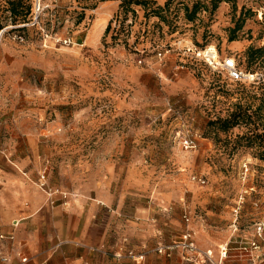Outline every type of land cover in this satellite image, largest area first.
<instances>
[{"label": "rangeland", "instance_id": "1", "mask_svg": "<svg viewBox=\"0 0 264 264\" xmlns=\"http://www.w3.org/2000/svg\"><path fill=\"white\" fill-rule=\"evenodd\" d=\"M104 1L40 0L32 26L35 0L16 24L0 0V173L13 166L6 156L46 151L52 182L92 199L107 195L109 203L96 201L95 218L110 242L88 264H210L202 256L188 261L176 247L158 252L187 230L214 261L227 244L224 264H264V235L248 261L235 256L264 222V162L249 149L230 152L245 128L219 133L207 126L235 104L254 108L264 86L231 82L182 50L191 40L216 45L246 72H263L264 54L248 66L245 50L264 46V0L221 2L214 10L212 0H111L124 1L121 18L127 11L116 36L102 34L116 16L101 9ZM195 3L200 8L188 21L185 9ZM238 25L236 40L246 47L231 50L227 39ZM163 47L159 60L154 54ZM33 136L41 143L27 140ZM183 136L193 137L195 148H184Z\"/></svg>", "mask_w": 264, "mask_h": 264}, {"label": "crops", "instance_id": "2", "mask_svg": "<svg viewBox=\"0 0 264 264\" xmlns=\"http://www.w3.org/2000/svg\"><path fill=\"white\" fill-rule=\"evenodd\" d=\"M117 8L118 4L111 0L104 1L101 6L109 11L110 17ZM228 45L231 50L246 47L237 40ZM27 140L39 141L36 136ZM48 158L46 151L34 149L12 158L6 156L5 161L13 162V166L0 173V234L12 236V239L0 240V254L8 258L7 262L0 260V264H88V258L101 256L110 242L108 236L111 234L104 231L101 221L95 218L100 208L96 201L109 203L107 195L99 192L92 199L87 197L86 191L74 193L64 183L52 182ZM39 176L44 178L38 179ZM37 180L40 184L44 182V187ZM54 189L65 192L66 198L60 192L49 195ZM126 230L130 235V226ZM241 245L246 243H239L235 249L240 261L247 258L238 250ZM113 249L114 253L118 252V243ZM21 257L27 260L21 262Z\"/></svg>", "mask_w": 264, "mask_h": 264}, {"label": "built area", "instance_id": "3", "mask_svg": "<svg viewBox=\"0 0 264 264\" xmlns=\"http://www.w3.org/2000/svg\"><path fill=\"white\" fill-rule=\"evenodd\" d=\"M43 4H41L40 0H35V7H34V17L32 18V21L30 22V25H36L38 23V14L43 10ZM22 39V37H19ZM62 42L64 44H70L71 40L70 39H63ZM181 41H177L174 44H179ZM182 50L184 51L185 55L192 59L193 61H199L204 64L207 68L220 72L226 76V78L234 83H259L262 82L264 83V71L263 72H246L242 67H240L236 62V59L232 55H225L221 56L218 52V49L216 48V45H205L203 47H197L192 41L189 42V44L182 46ZM145 50H142L141 53H144ZM168 48L163 47V49H159L156 51L154 56L157 59H161L162 57L165 56L167 53ZM144 60L143 58L140 57L139 62ZM182 142V145L184 148H189L193 149L196 146V142L193 137L191 136H186L182 139H180ZM249 169L246 165H243V169L241 171V176L242 179H245L246 176L248 175ZM41 179L44 178V176L40 177ZM192 180L204 184L205 180L201 176H192ZM45 183H41L40 186L44 187ZM60 192L58 189H54L53 192L49 191V195L52 193H58ZM63 198H66V193L65 192H60ZM236 212V211H235ZM183 218L185 221H189V217L187 214H183ZM235 222V221H234ZM264 235V222L259 221L254 224V238L249 241V243H246V245H241L238 247V250L240 254L243 255H252L254 252L260 250V245L257 242L258 238H262ZM12 239V236H4L0 234V240L1 239ZM195 240L192 239V234L187 230L184 232L181 236V240L175 244L174 246H167V247H160L158 248L159 253H166L169 250H172L174 247L179 248L183 253H187L190 256H186V260L191 261L194 258L197 260V256H202L205 258L207 262L210 264H224V260L227 257V244H225L219 254V259L218 261H214L213 259V254L211 250H206V251H198L197 246L194 242ZM129 254H132V252H129ZM117 257H119V254H116ZM21 262H25L27 260L26 257H21ZM0 260L2 262H7L8 258L6 256H3L0 254Z\"/></svg>", "mask_w": 264, "mask_h": 264}, {"label": "trees", "instance_id": "4", "mask_svg": "<svg viewBox=\"0 0 264 264\" xmlns=\"http://www.w3.org/2000/svg\"><path fill=\"white\" fill-rule=\"evenodd\" d=\"M7 5L5 10L8 11L9 17L11 19L10 22L16 24L17 20H25L30 13L31 5L28 2L29 0H4ZM27 1L28 4L25 2ZM212 10L216 9L218 4L221 2L232 3L234 4L235 0H212ZM124 1L118 4V8H122ZM128 3H132L134 5H144L145 2L141 0H129ZM145 7V6H144ZM200 8L199 3L193 4L192 8L189 10L187 7L185 9V18L188 21H192ZM160 10V9H159ZM158 10V11H159ZM131 13L134 15V9L131 8ZM127 12V11H126ZM126 12L124 13V17L121 18V14L114 15L108 21V25L105 28V33L109 32L111 35L117 34L119 30L123 29V25L126 19ZM157 16V15H156ZM146 18V17H145ZM127 26V25H126ZM19 27H24V24H21ZM3 26H0L2 29ZM241 29V26L238 25L234 27L231 31L232 33L227 39V42H232L236 40L235 33ZM127 37L129 36V32L127 29L125 30ZM174 32V31H173ZM192 41V40H191ZM128 42V39H127ZM193 42V41H192ZM129 43V42H128ZM197 47H203L207 44H199L193 42ZM144 50V49H143ZM136 51V48L134 49ZM264 54V46L260 48H254V46H249L245 50V55L247 56L248 66L252 65L251 63L258 57ZM245 70V69H244ZM247 71V70H246ZM257 84L263 85L264 83L259 82ZM258 104L251 108L250 106H243L241 104H235L234 108L231 109L227 114L223 117H215L214 119H210L207 122V126L211 127L214 132H223L226 133L229 130L235 127H243L245 131L242 134H239L235 137L232 146H230V152L235 153L240 148L249 149L252 151L254 157L264 162V98L259 99Z\"/></svg>", "mask_w": 264, "mask_h": 264}]
</instances>
